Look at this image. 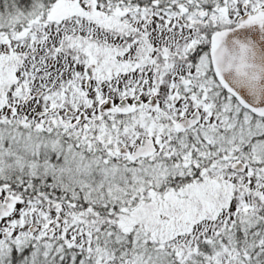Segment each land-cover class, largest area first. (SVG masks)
Wrapping results in <instances>:
<instances>
[{"label":"snow or ice","instance_id":"1","mask_svg":"<svg viewBox=\"0 0 264 264\" xmlns=\"http://www.w3.org/2000/svg\"><path fill=\"white\" fill-rule=\"evenodd\" d=\"M0 264H264V0H0Z\"/></svg>","mask_w":264,"mask_h":264}]
</instances>
